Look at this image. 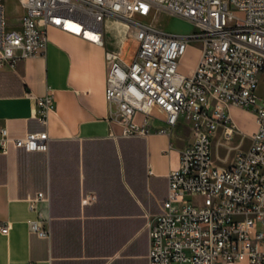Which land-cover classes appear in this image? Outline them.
<instances>
[{"label": "built area", "instance_id": "2783aa9c", "mask_svg": "<svg viewBox=\"0 0 264 264\" xmlns=\"http://www.w3.org/2000/svg\"><path fill=\"white\" fill-rule=\"evenodd\" d=\"M20 29H9L0 0V67L47 51L48 26H79L75 32L102 42L108 18L132 28L137 42L130 60L121 50L106 53L108 102L118 104L124 134H145L133 121L147 120L155 108L165 114L158 131L191 125V140L180 149L178 166L168 173V193L147 223L150 264H264V97L257 92L264 75V0H20ZM156 10L194 23L188 34L174 33L144 18ZM93 31L99 37L86 34ZM199 42L191 73L180 70L188 47ZM54 106L51 93L37 97L35 114L46 124ZM231 106L251 109L258 125L250 144L222 165L214 142L230 141L238 130ZM46 131L13 137L0 128V149L47 150ZM44 192L29 197L37 217L31 231L49 235L38 208ZM10 223L1 224L8 234Z\"/></svg>", "mask_w": 264, "mask_h": 264}, {"label": "crops", "instance_id": "0c3cea01", "mask_svg": "<svg viewBox=\"0 0 264 264\" xmlns=\"http://www.w3.org/2000/svg\"><path fill=\"white\" fill-rule=\"evenodd\" d=\"M3 2L8 28L20 29V0ZM112 19L102 42L49 25L45 54L0 67V128L13 137L48 133L45 151L0 149V264H150L147 223L192 129L180 121L171 133L158 131L165 114L155 108L154 118L133 117L145 134H124L118 104L105 98L106 53L117 47L130 60L135 49L118 39ZM197 62L181 61L180 70L191 73ZM47 93L54 106L44 124L34 109ZM38 192L47 237L29 227L37 211L28 199Z\"/></svg>", "mask_w": 264, "mask_h": 264}, {"label": "rangeland", "instance_id": "374dc122", "mask_svg": "<svg viewBox=\"0 0 264 264\" xmlns=\"http://www.w3.org/2000/svg\"><path fill=\"white\" fill-rule=\"evenodd\" d=\"M115 25V34L118 39L127 42L132 46V50L136 49L137 42L134 38L132 28L126 25L121 20L112 19ZM145 21H151L157 25L162 26L165 30L188 34L194 30V23L179 15L171 14L166 11L156 10L150 17L144 18ZM199 42H193L187 49L185 56L182 58L184 61L191 62L198 58L200 55ZM117 47L111 48V51H115ZM119 48V47H118ZM257 92L259 95L264 96V75L260 79ZM233 120L238 126L236 134L230 141L214 142L213 151L214 156L218 159L222 165L230 164L236 157L240 149H246L251 140L250 135L256 131L258 125L256 123V115L251 109L231 106L230 108Z\"/></svg>", "mask_w": 264, "mask_h": 264}, {"label": "bare ground", "instance_id": "6f19581e", "mask_svg": "<svg viewBox=\"0 0 264 264\" xmlns=\"http://www.w3.org/2000/svg\"><path fill=\"white\" fill-rule=\"evenodd\" d=\"M117 20V19H116ZM66 26L68 29L72 30V31H75V32H79L80 31V28L78 25L72 23V22H66ZM86 34L93 37V38H98L99 35L93 31H86Z\"/></svg>", "mask_w": 264, "mask_h": 264}]
</instances>
